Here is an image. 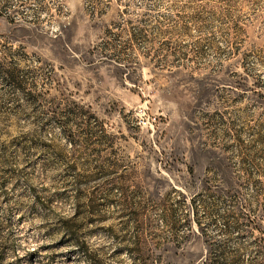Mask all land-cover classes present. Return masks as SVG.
Masks as SVG:
<instances>
[{"label": "rangeland", "instance_id": "374dc122", "mask_svg": "<svg viewBox=\"0 0 264 264\" xmlns=\"http://www.w3.org/2000/svg\"><path fill=\"white\" fill-rule=\"evenodd\" d=\"M263 190L264 0H0V264H264Z\"/></svg>", "mask_w": 264, "mask_h": 264}, {"label": "trees", "instance_id": "16d2710c", "mask_svg": "<svg viewBox=\"0 0 264 264\" xmlns=\"http://www.w3.org/2000/svg\"><path fill=\"white\" fill-rule=\"evenodd\" d=\"M260 195H261L260 198H261V201H262L261 203L262 204H260L259 207H261V209L264 212V190H263V192ZM250 225H251L252 229H257L258 231H261L262 233H264L263 230H259L258 228H255L256 226L254 224V219L253 218L250 220ZM257 241L262 242V244L264 246V235L261 238H259V240H256V238L253 240V242L256 243V244H257ZM218 263H219L218 262V258H215V259H212V260L210 258H206L205 261H204V264H218Z\"/></svg>", "mask_w": 264, "mask_h": 264}]
</instances>
